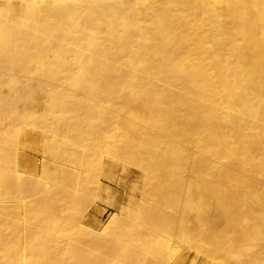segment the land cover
<instances>
[{
    "label": "bare ground",
    "instance_id": "1",
    "mask_svg": "<svg viewBox=\"0 0 264 264\" xmlns=\"http://www.w3.org/2000/svg\"><path fill=\"white\" fill-rule=\"evenodd\" d=\"M0 264H264V0H0Z\"/></svg>",
    "mask_w": 264,
    "mask_h": 264
},
{
    "label": "rangeland",
    "instance_id": "2",
    "mask_svg": "<svg viewBox=\"0 0 264 264\" xmlns=\"http://www.w3.org/2000/svg\"><path fill=\"white\" fill-rule=\"evenodd\" d=\"M39 163V162H38ZM129 170L132 171L133 173V169L132 168H128ZM134 176V174H132ZM136 176V175H135ZM118 179V180H117ZM127 178H122L121 177V171L117 174V178L114 182H111V186H106V188L109 190V193H111V196L114 197L113 199L115 201H119V199H124L125 198V188L127 185H129V183L127 182ZM118 181V182H117ZM120 181V182H119ZM124 186V187H122ZM124 183H126V185H124ZM113 184V185H112ZM117 184V185H116ZM115 193V194H114ZM114 194V195H113ZM116 198V199H115ZM104 202L103 203L99 200L96 201V203H94L93 206H91L90 208V218L93 219L92 220H95L97 221L100 225H104L106 224V222H108V220L110 219L109 217H111L113 214H114V210L111 206H109V204H106L104 205ZM98 207V209H97ZM102 210V211H101ZM96 213V214H93V213ZM104 212V213H103ZM101 213V214H100ZM96 218V219H95ZM98 218V219H97Z\"/></svg>",
    "mask_w": 264,
    "mask_h": 264
}]
</instances>
